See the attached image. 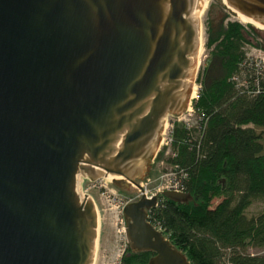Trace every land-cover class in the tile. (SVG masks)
Wrapping results in <instances>:
<instances>
[{
    "label": "water",
    "instance_id": "water-1",
    "mask_svg": "<svg viewBox=\"0 0 264 264\" xmlns=\"http://www.w3.org/2000/svg\"><path fill=\"white\" fill-rule=\"evenodd\" d=\"M264 27V0H221ZM207 0H0V264H93L80 177L139 187L166 116L192 93ZM161 197L187 203L188 193ZM122 209L131 252L190 264L148 214Z\"/></svg>",
    "mask_w": 264,
    "mask_h": 264
},
{
    "label": "trees",
    "instance_id": "trees-1",
    "mask_svg": "<svg viewBox=\"0 0 264 264\" xmlns=\"http://www.w3.org/2000/svg\"><path fill=\"white\" fill-rule=\"evenodd\" d=\"M219 23L205 43L214 64L199 77L195 124H176L168 164L191 199L161 197L148 214L190 264H264V67L246 55L253 37ZM218 202L212 207V201ZM152 253H126L120 264H147Z\"/></svg>",
    "mask_w": 264,
    "mask_h": 264
},
{
    "label": "rangeland",
    "instance_id": "rangeland-1",
    "mask_svg": "<svg viewBox=\"0 0 264 264\" xmlns=\"http://www.w3.org/2000/svg\"><path fill=\"white\" fill-rule=\"evenodd\" d=\"M198 19L201 52L198 59L199 64L193 78V85L196 86V97L202 87V84L198 81L199 77L203 76L205 69L210 68L214 64L209 57L210 50L205 47L207 36L210 30H214V27L219 23L226 26L229 22H236L242 25L245 30L251 32L253 37L244 47L246 55L251 60L264 65V30L240 22L236 15L232 14L221 0H207L205 7L200 9ZM195 119L196 114L191 112L175 122H180L181 125L189 122L193 126ZM167 152H162L163 154L157 160L150 162L148 171L139 181L142 186V192L148 197L165 190V187L170 185L171 180L178 177L173 167L167 162L170 157V153L168 152L169 154H167ZM83 181L82 188L94 200L96 212H98L100 217L93 264H120L126 253H130V248L123 234L125 222L122 208L125 204L138 200L141 197V193L134 185H128V188L123 185H116L114 181L112 183L104 180H100L97 183H91L85 179ZM217 202V199L213 200L212 207ZM263 208L264 200L256 201L246 210L245 214L248 217H252L261 212Z\"/></svg>",
    "mask_w": 264,
    "mask_h": 264
},
{
    "label": "built area",
    "instance_id": "built-area-1",
    "mask_svg": "<svg viewBox=\"0 0 264 264\" xmlns=\"http://www.w3.org/2000/svg\"><path fill=\"white\" fill-rule=\"evenodd\" d=\"M251 61L254 62L256 66H262V67H264V65L261 64V63L255 62L253 60H251ZM195 98H196V96H195ZM191 112H194V111L192 109V101L190 100L189 105H188V107H187V109H186V111L184 112L183 115H181V116L168 115V116L165 117L164 122H163V126H162V131H161L160 137H159L158 147H157V150H156L155 155L153 156V158L151 159L150 162H154L155 160H157L158 157L161 156L164 152H167L168 151L170 153V148H171V145H172L173 129H174V127H175L176 124H180V122L176 123L175 121H178L184 115H186L188 113H191ZM183 124L186 125V126H190V123L189 122H186V123H183ZM168 136H169V139H168ZM168 152H167V154H169ZM83 179H85V180H87L88 182H91V183H97L100 180H103V178H101V179H98L96 181H92V180H90V179H88L86 177H80V179H79V186H80V190H81V192H82L83 195H88L87 192L84 191V189L82 188V183L84 182ZM138 186L139 187H136V188H138L139 192L141 193V197L142 196H145L148 199H150L152 196H156L158 194H161L164 191H176V192L184 193L182 191V189L180 188V184L178 183V181H176L175 178L171 180L170 185H168L167 187H165V190L160 191L159 193L154 194V195H151L149 197L146 196L142 192V186L140 185V183H139ZM123 234L125 236V224H124V228H123Z\"/></svg>",
    "mask_w": 264,
    "mask_h": 264
},
{
    "label": "bare ground",
    "instance_id": "bare-ground-1",
    "mask_svg": "<svg viewBox=\"0 0 264 264\" xmlns=\"http://www.w3.org/2000/svg\"><path fill=\"white\" fill-rule=\"evenodd\" d=\"M205 5H206V4H205ZM205 5H204L203 7H205ZM236 18H237L240 22H242V23H246V24H249V25H251V26H253V27L257 28V29L264 30V27H263V26H260L259 24L254 23V22L251 21L250 19L244 18V17L241 16V15H236ZM200 50H201V43H200V48H199V51H198V54H197V58H196V60H197V66H198V64H199L198 59H199V55H200V52H201ZM195 95H196V86L193 85V86H192V93H191V97H190V100H191V101L194 100ZM103 180H104L105 182L112 183V181H114V180H121V178H120V177L111 176V175H107V176L103 177ZM92 201L94 202L93 199H92ZM94 205H95V208H96V204H95V202H94ZM99 227H100V217H99V214H98V212H97V236H98V230H99Z\"/></svg>",
    "mask_w": 264,
    "mask_h": 264
},
{
    "label": "flooded vegetation",
    "instance_id": "flooded-vegetation-1",
    "mask_svg": "<svg viewBox=\"0 0 264 264\" xmlns=\"http://www.w3.org/2000/svg\"><path fill=\"white\" fill-rule=\"evenodd\" d=\"M137 184L139 185V182H137ZM120 185L126 186L125 183H120ZM127 187H128V186H127ZM128 188H129V187H128ZM156 196L158 197V200L161 198L160 194H158V195H156ZM135 201H137V200H135ZM135 201H133V202H135ZM129 203H130V202H129ZM131 203H132V202H131ZM127 204H128V203H127ZM125 205H126V204H125ZM125 205H124V206H125ZM124 206H123V207H124ZM122 209H123V208H122ZM153 256H154V253H152L151 257H153ZM151 257H150V258H151Z\"/></svg>",
    "mask_w": 264,
    "mask_h": 264
}]
</instances>
